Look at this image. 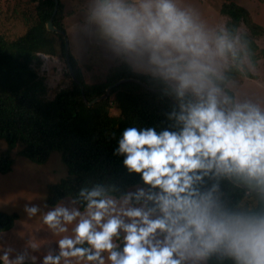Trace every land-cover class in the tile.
I'll use <instances>...</instances> for the list:
<instances>
[{
    "label": "clouds",
    "instance_id": "obj_1",
    "mask_svg": "<svg viewBox=\"0 0 264 264\" xmlns=\"http://www.w3.org/2000/svg\"><path fill=\"white\" fill-rule=\"evenodd\" d=\"M87 22L116 55L162 83L175 101L173 123L128 126L117 140L113 155L143 187L118 198L112 186H82L42 213L61 238L58 254L49 251L41 264H206L213 256L264 264V208L231 211L215 195L218 183L201 190L206 177L232 178L264 200V108L236 102L222 87L230 60L247 56L246 43L208 28L181 0H89ZM69 225L72 234L61 235ZM13 251L4 250L3 264H25L27 252L9 259Z\"/></svg>",
    "mask_w": 264,
    "mask_h": 264
},
{
    "label": "trees",
    "instance_id": "obj_2",
    "mask_svg": "<svg viewBox=\"0 0 264 264\" xmlns=\"http://www.w3.org/2000/svg\"><path fill=\"white\" fill-rule=\"evenodd\" d=\"M53 7V0H26L22 12L24 33L11 40L0 36V143L4 147L0 150V174L11 172L15 150L19 157L35 165H44L51 154L57 153L67 172L57 183L47 186V207L75 196L82 186L90 188L94 183L114 187L111 194L119 198L130 189L143 187L138 175H129L122 167V157L113 155L122 130L128 126H154L158 131L170 128L173 122L167 114L176 105L159 91L164 89L161 82L134 71L125 62L103 81L85 82L69 51V63L78 82L67 71L50 99L46 80L39 72L40 55L64 58L63 37L46 29ZM62 8L59 2L52 24L65 33ZM220 13L227 18L225 28L240 36L247 46V56L241 53L240 59L230 60L224 73L222 87L235 99L229 85L238 77L254 78L242 60L247 59L252 67L259 60L264 61V48L256 42L264 39V27L252 22L248 11L232 2L222 4ZM119 80L131 81L111 89L106 99L91 106L83 102L80 85L86 101L91 102ZM234 181L246 187L243 182ZM214 183H218L215 195L228 210L264 208L259 192L236 186L228 178L206 177L201 190L210 189ZM17 220L16 213L0 211V233L10 231ZM206 264H232V261H218L213 256Z\"/></svg>",
    "mask_w": 264,
    "mask_h": 264
},
{
    "label": "rangeland",
    "instance_id": "obj_3",
    "mask_svg": "<svg viewBox=\"0 0 264 264\" xmlns=\"http://www.w3.org/2000/svg\"><path fill=\"white\" fill-rule=\"evenodd\" d=\"M259 1L264 2V0ZM25 2L26 0H0V36L11 40L24 33L26 26L23 22L22 12L25 9ZM59 2L64 8V0H59ZM220 2H234L245 8L251 19H257L264 25V10L262 7H259L261 11L255 10L253 0H181L182 6L191 8L208 28L216 31L225 28L227 21L223 15L222 19L219 20L211 10V6H213L211 4L215 3L217 6ZM63 8L62 17L64 19L65 15L68 14L64 13ZM253 20L252 22H254ZM219 27L220 29H217ZM64 29L68 39L69 52L75 59L85 82L103 81L111 71L123 62L130 64L134 71L141 72L133 61L116 55L111 46L104 45L100 33L96 34L99 50H93L94 45L89 43L88 45L92 47L89 48L88 45H85L88 48L85 50L80 48L77 43L82 45L86 43V40L92 41L93 35L91 33L84 34L82 30L76 32L70 26L67 29L64 26ZM239 30L240 32L244 31V27L241 26ZM256 42L259 47L264 48V39H259ZM40 59L39 72L46 80L49 98L51 99L52 95L60 88V81L68 71L67 65L65 59L60 57L40 55ZM242 63L254 78L238 77L229 85V89L234 91L236 102L248 101L264 108V61L259 60L255 67H252L247 59H243ZM114 113L112 111V114ZM2 149L4 147L0 143V150ZM12 157L14 164L11 172L5 175L0 174V211L16 213L18 220L10 231L0 233V256H3L5 249L11 248L14 251L10 254L9 259H14L19 253L27 252L28 259L25 260V264H41L43 256L49 251L54 255L58 254L56 241L61 238L60 235H54L42 222V213L50 209L45 207L47 186L64 178L67 171L57 153L51 154L44 165H35L19 157L17 150L12 152ZM137 188L129 191L134 192ZM26 205H38L41 212L34 217H29L25 212ZM73 226L69 225V232L61 235H71ZM32 244H37L38 248L33 250ZM32 256L37 258L35 262L31 260ZM72 264H76V262L73 261Z\"/></svg>",
    "mask_w": 264,
    "mask_h": 264
},
{
    "label": "crops",
    "instance_id": "obj_4",
    "mask_svg": "<svg viewBox=\"0 0 264 264\" xmlns=\"http://www.w3.org/2000/svg\"><path fill=\"white\" fill-rule=\"evenodd\" d=\"M253 2L255 5V7H254L255 10L259 9V11H261V9L259 7H262V9L264 10V2H260L259 0H253ZM64 3L65 4H64L63 11H64V13L68 14V15H65L64 19L62 20L63 21L62 23L65 26V28L67 29L68 26H70L71 29H74L76 32L82 30V32L84 34L91 33L93 35L92 41L88 42L86 40V43H83L82 45H80L77 42L76 43L80 46V48L85 49V50H88V48L85 47V45H88V43L94 45V47H92L91 45H88L89 48L92 47L93 50H99V47H98L99 42L96 40V34H98L99 31L95 28L94 25H90L87 22V10H88V6H89V0H64ZM225 3H229V2H225ZM232 3H234V2H232ZM60 4L62 5L61 2H60ZM222 4H224V3L220 2L217 6L215 3L211 4V5H213V6H211V10L213 11V13L215 15H217V18L219 20L222 19V15H220L221 14L220 8H221ZM251 15L254 17L253 14H251ZM256 16H258V15H256ZM261 16H262V14H261ZM252 20H253V18H252ZM253 21L256 22V24L264 27L263 23H260L259 20L256 19ZM217 26H218V24H217ZM217 29H220V27ZM101 39H102V41H104V45L105 44L109 45L102 37H101ZM129 66H131V65L129 64Z\"/></svg>",
    "mask_w": 264,
    "mask_h": 264
},
{
    "label": "water",
    "instance_id": "obj_5",
    "mask_svg": "<svg viewBox=\"0 0 264 264\" xmlns=\"http://www.w3.org/2000/svg\"><path fill=\"white\" fill-rule=\"evenodd\" d=\"M53 2H54V7H53L52 16H51V18H50V19L47 21V23H46V29H47V31L55 32V33H57V34H60V35L63 37V40H64V58H65V62H66V65H67L68 74H69V76L71 77V79H72L74 82H78V81L76 80L75 76H74L73 70H72V68H71V66H70L69 59H68V57H69V52H68V51H69V48H68V39H67V37H66V35H65V33H64L63 31L56 29V28L53 26V24H52V18H53V16L56 14V12H57V8H58V4H59V1H58V0H53ZM126 81H131V80H119V81H117L116 83H114L113 85H111L110 87H108V88L106 89L104 95H102V96L99 97V98H96V99L92 100L91 102H87V101H86V99H85V95H84L83 90H82V87H81V85H80V91H81L82 100H83V102H84L87 106H91V105H93V104L99 102L100 100H104V99H106V98L109 96V92H110L111 89H113V88H115V87L121 85L122 83H124V82H126ZM141 85H142L144 88H146V89H148V90H150V91H154L153 89L147 87V86L144 85V84H141ZM159 91L165 93V89H160ZM167 96H168L169 100L175 105V101H174V99L172 98V96H171V95H167ZM228 180H229L231 183H233L234 185H236V186H239V187H241V188H247L248 190H251V191H254V192H258L257 190L250 189L248 186L245 187V186H243V185H241V184H239V183H236L232 178H228Z\"/></svg>",
    "mask_w": 264,
    "mask_h": 264
}]
</instances>
